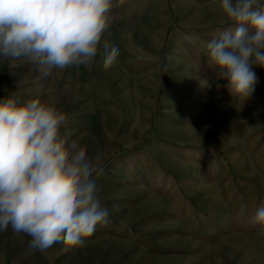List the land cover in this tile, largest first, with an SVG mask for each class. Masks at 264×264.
Returning <instances> with one entry per match:
<instances>
[{
	"label": "rangeland",
	"instance_id": "obj_1",
	"mask_svg": "<svg viewBox=\"0 0 264 264\" xmlns=\"http://www.w3.org/2000/svg\"><path fill=\"white\" fill-rule=\"evenodd\" d=\"M264 5V0H257ZM89 66L40 79L27 57L0 58V100L40 99L97 166L110 210L83 247L46 251L11 227L0 264H264V68L235 96L207 42L236 27L220 0H124ZM119 47L103 68V41ZM208 80V85L202 80ZM20 82V87H18Z\"/></svg>",
	"mask_w": 264,
	"mask_h": 264
},
{
	"label": "clouds",
	"instance_id": "obj_2",
	"mask_svg": "<svg viewBox=\"0 0 264 264\" xmlns=\"http://www.w3.org/2000/svg\"><path fill=\"white\" fill-rule=\"evenodd\" d=\"M124 0H0V58L27 57L40 79L71 66H89ZM220 10L236 25L207 42L210 66L227 80L235 96L255 91L254 66L264 68V5L257 0H220ZM103 68L119 56L107 40ZM208 85V80H202ZM20 87V82H18ZM67 116L54 105L31 99L0 100V232L9 226L32 239L41 252L83 247L110 210L96 196L97 166L77 140L61 134ZM253 223L264 226V205Z\"/></svg>",
	"mask_w": 264,
	"mask_h": 264
}]
</instances>
